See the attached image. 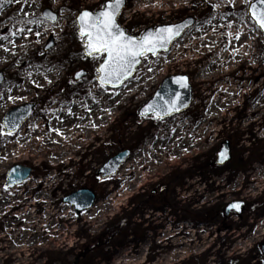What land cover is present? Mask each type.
Segmentation results:
<instances>
[{
	"label": "rangeland",
	"instance_id": "rangeland-1",
	"mask_svg": "<svg viewBox=\"0 0 264 264\" xmlns=\"http://www.w3.org/2000/svg\"><path fill=\"white\" fill-rule=\"evenodd\" d=\"M254 1L127 0L119 22L129 34L140 36L149 28L177 24L189 17L195 18L197 24L169 52L159 57L149 55L132 79L112 89L99 84L97 69L102 60L86 57L77 23L82 11H96L106 0H32L33 16L25 18L23 25L55 28L52 33L59 35V41L49 36L37 37L23 60L14 56L9 59L7 54L0 60V73L5 76L0 87V264H264L260 246L264 242V36L248 13ZM27 2L0 0V38L7 48L14 46L11 42L14 30L4 31L12 17L6 11L1 12V8L13 3L23 7ZM45 9L58 15L57 23L43 17ZM209 29L219 30V34L211 37L219 43L216 47L211 45L213 40L201 38L206 37ZM228 32H232L229 39L225 37L229 36ZM196 34L200 39L195 48L191 50L187 45L188 48L182 49V44L193 40ZM247 36L251 39L246 40ZM241 42L244 44L242 57L232 52L226 63L219 66L216 61L222 53L227 54V48H236L233 44ZM203 44L211 49H205ZM203 52L209 53L203 55ZM53 67H58L60 74L52 89H43L41 96H38L40 92L33 91L29 97L17 91V99H8L23 81L33 85L36 74L41 76ZM81 72L85 75L77 79ZM214 72L219 75L212 79ZM171 75L190 78L194 93L191 108L180 117L174 115L159 122L153 115L143 118L140 109ZM93 93L98 94L105 112L113 111L105 127L98 129L96 136L99 137L93 135L77 152L69 153L64 159L66 164L60 167L52 165L51 155L42 158L36 154L28 138L31 122L36 117L45 118L46 110L68 107L74 96L82 100L84 108L90 109L87 98ZM56 99L60 105H55ZM229 101L231 107L226 108ZM28 104L35 105V109L25 130L6 135L3 127L6 115ZM204 116H211L213 120L202 131L204 143L199 145L194 132ZM180 118L182 123L177 125V133L183 135L177 137V161L158 170L167 175L177 167V174L181 176L177 182V212H192L197 218L180 222L177 228L199 233L205 230L200 213L218 210L220 204L226 207L234 201H245L247 207L241 219H230L234 231L223 237L216 233L205 232L203 237L193 233L195 243H189L183 250L172 248V251L158 252L155 245L166 246L168 236L158 234L157 244H148L146 216L153 210L156 213L173 211L174 198L168 196V203L159 206L162 209L144 207L143 203L150 199L142 196V180L135 192L131 190L132 176L143 177L148 167L124 166L138 154L150 163L149 154L141 152L145 142H153L155 129L163 125L167 127L166 137L173 143L171 124ZM49 126L55 125L49 123ZM86 126L81 127L82 132ZM25 134L26 138H22ZM227 141L233 159L224 166L225 171L213 168L209 175L201 171L206 162L217 160L218 151ZM18 143L23 144L22 153L15 152L10 159L5 147L14 146L18 151ZM127 151L130 157L118 175L102 179L99 171L104 165ZM163 153L164 150L161 154L164 158ZM15 166L31 168L33 173L23 184L6 188L8 173ZM82 189L92 190L98 201L91 211L77 215L64 200ZM112 229L123 232L108 242L109 246L99 247L98 237ZM152 236L155 235L149 234ZM221 238H229L234 244L225 249L220 245ZM154 253L161 256L159 262L150 261Z\"/></svg>",
	"mask_w": 264,
	"mask_h": 264
},
{
	"label": "bare ground",
	"instance_id": "bare-ground-1",
	"mask_svg": "<svg viewBox=\"0 0 264 264\" xmlns=\"http://www.w3.org/2000/svg\"><path fill=\"white\" fill-rule=\"evenodd\" d=\"M59 2H62L63 0H58ZM163 3H168L171 1H176V0H161ZM148 3H150L148 1ZM157 3V1H155ZM35 8V3L32 2V0H28L27 5L23 7H18L15 6V4L7 5L4 8H1L2 11H6L11 14V22L5 27L4 31L7 29L11 28L14 30L13 32H16L17 35L13 36V39L11 42L13 43V47L7 48L5 41H3L0 38V60L2 58V55L7 54V58H12L13 56L17 59L23 60L25 58V55L28 51L33 49V41L37 39V37H52L55 40L59 41V35L57 33H52L55 28L48 27V26H43L42 29H40L38 26L35 25H23V22L25 21V18L29 17L32 18L33 16V10ZM239 27V25H237ZM16 29V30H15ZM20 29H24L23 33L20 32ZM29 29L31 31H29ZM39 33V35H37ZM211 33V35H209ZM232 32H228V34ZM219 34V30H213L209 29L205 35L206 37L203 38V41H210L213 40L211 45L212 47H216L219 45V43L212 39L211 37ZM228 39L231 36H225ZM225 37H221L220 39H223ZM200 37L196 36L193 38V40H188L185 43L182 44V49L188 48L187 45L189 46V49H194L195 45L198 43ZM251 39V36H247L246 40ZM236 46V48L230 46L225 50L227 54L222 53L219 59H217L216 62H218V65H224L226 63V60L229 59L234 53L239 54L240 57H242L241 51L244 50V44L243 42L233 44ZM202 47L209 48L205 44L202 45ZM209 53V52H208ZM208 53L203 52V55H207ZM214 62V63H216ZM144 70H147L144 69ZM210 69L208 70V72ZM41 72V71H40ZM42 73V72H41ZM215 73V72H214ZM211 75V78H217L219 75L218 72L215 73V76ZM59 68L58 67H53L51 71H47L46 73H42L41 76H38L39 74H36L35 77L32 78L34 81V84L31 85H26L25 81L21 79L23 82L21 86L18 87L17 90L13 92L11 97H14V99L18 98L17 97V91L18 93H23L22 95L25 97H29L30 95L33 94V91L35 93L40 92L38 96H41V92L43 89H48V88H53L56 85V81H58L59 78ZM231 95H233L231 93ZM229 99V97L227 98ZM87 101L91 103L90 109H86L83 107L82 100H80L79 97L74 96L73 101H71V104L67 107H63L62 109H57L56 110H46V115L45 118H39L36 117L34 121H32V126H31V132L29 135V142L30 144H34V151L36 154H39L40 157L43 158V156H49L51 155L53 158L52 160V165L56 167H60L66 164L64 162V159L68 156L69 153H74L77 152L79 148L84 146V144L88 143L90 138L94 135L96 136L98 134V129L101 128L103 129L107 123V120L109 116L112 115L113 111H110L108 113L105 112L101 105L99 104V99H98V94H94L91 97L87 98ZM0 102V109H2ZM213 107H217V105L214 104ZM231 107V101L226 104V108ZM256 109V108H255ZM70 110V111H69ZM90 110V111H89ZM214 110H212L213 112ZM209 113V111H208ZM180 117V115H178ZM213 120V117H207L204 116V121L200 123V125L197 127V129L194 132V135L196 139L199 140L198 144L200 145L201 143L203 144L204 142H201L202 139V131L205 129L207 130L208 125L210 121ZM31 123H29L31 125ZM49 123L52 125L54 124L55 126H49ZM179 123H182L181 118L176 119L175 121L172 122L173 126V138L174 141L173 143L170 142V139L167 136V134H164L161 136V134H158L157 137L154 138L153 142L147 141L145 143V146L141 149L142 153H148L150 156V163H147L146 160L140 159L139 154L135 157L133 161H128L124 167H167L168 163L171 162H176L177 161V137L181 138L183 134L177 133V130L175 128ZM86 124L87 129L82 132L81 127ZM149 126V123L147 124ZM163 126V125H161ZM161 126H158L160 128ZM188 129V126L186 127ZM25 130V126L23 127ZM53 129H58L59 131H53ZM186 129V133L187 130ZM22 131V130H21ZM19 131V132H21ZM62 133V135H61ZM184 132V134H186ZM208 135V132L207 134ZM64 139H62V137ZM22 138H26V134L21 136ZM99 136H96V138ZM194 138V137H193ZM194 138V139H195ZM209 138V135L207 136ZM206 138V139H207ZM195 142H197L195 140ZM194 142V145L196 143ZM201 144V145H202ZM23 144L18 143L16 144L18 151L15 150L14 146H11L9 148L5 147L9 154V158L15 154L20 152L21 146ZM197 147V146H195ZM194 147V148H195ZM185 148L183 147V150ZM2 149H0L1 152ZM162 150L165 152L164 158L162 157ZM193 150V148L191 149ZM1 154V153H0ZM182 154V153H181ZM189 234V242L195 243L194 238L190 235V232H187ZM201 237H203V232L198 233ZM185 244V243H184ZM183 244V246H184ZM129 257H126L128 259Z\"/></svg>",
	"mask_w": 264,
	"mask_h": 264
},
{
	"label": "snow or ice",
	"instance_id": "snow-or-ice-1",
	"mask_svg": "<svg viewBox=\"0 0 264 264\" xmlns=\"http://www.w3.org/2000/svg\"><path fill=\"white\" fill-rule=\"evenodd\" d=\"M229 2L231 3L232 0ZM125 7L126 0H106L100 9L96 11L85 10L78 16L79 37L84 43L86 57L102 60L98 68L97 78L101 86L104 87L112 85L113 88H116L124 85L125 81L133 76L142 59H147L149 54L159 57L161 51H167L187 27L186 24H178L160 27L140 36L132 35L119 22ZM250 7L254 23L260 30H264V0H259L258 5L252 4ZM47 19L54 24L57 21V17L52 13L47 14ZM23 31L24 29H20L21 33ZM29 31L31 30L29 29ZM15 35L17 33L12 32V36ZM231 35L229 33V36ZM3 38L7 39V37ZM239 38L240 36L237 35L236 39ZM79 75L84 74L80 73ZM176 83L180 87L187 88L188 77H178ZM8 99L13 100L14 98L9 96ZM180 104L181 96L175 95L173 99L164 100L162 104L149 105L144 114L151 111L155 114L156 119L162 120L165 116L178 112ZM10 126L18 128L19 119L13 116L6 117L3 127L9 128ZM53 131L59 130L53 129ZM225 155L226 152L222 153L221 158L223 159ZM13 171L15 172V169ZM231 207L239 211L241 204L234 203Z\"/></svg>",
	"mask_w": 264,
	"mask_h": 264
},
{
	"label": "flooded vegetation",
	"instance_id": "flooded-vegetation-1",
	"mask_svg": "<svg viewBox=\"0 0 264 264\" xmlns=\"http://www.w3.org/2000/svg\"><path fill=\"white\" fill-rule=\"evenodd\" d=\"M214 166H217L216 161L210 160L208 163L206 162L204 166L200 168L201 171H204L207 175H209L210 171L213 168L224 169V171L226 168L224 166ZM158 170L159 167H148V170L146 171L147 173L143 174V177L137 176V178L135 175H133L131 190L135 192L136 188L139 186V181H143L140 186L143 187L142 196H146V198L150 199V201L143 203L145 204L144 207H156L157 209H162V207L159 206H163L168 203V196L174 198L175 207L173 211L171 210L169 212L156 213L153 210L151 211L150 215L146 216L147 227L145 228V233L146 235H148L146 241L148 244L150 243L151 245H154L153 242L157 244L158 240L160 239V237H158V234H164L165 236H168L166 237L167 245H155L156 250H158V252H163L165 250L168 251L174 248L175 251H181L184 248L188 247L190 243V238L188 237L189 234L187 232H190L191 236L194 232L185 228H177V225L180 222L185 223V221L188 220H197V218L194 217L195 213L192 212H177V182L181 178V176L177 174V167H175V169H173L172 171H169L167 175L160 173ZM195 171L196 168L193 172ZM222 199H224V197H222ZM220 206L218 207V210L200 213L201 215H203V218L200 219V222L204 225L203 229H205L204 231H202V236H204L205 232H207L209 235H213L214 233H216L217 235L221 234L223 237L229 231H234V225H231L230 219L235 217L241 219L245 214V212L241 214H238L235 211L227 212L224 204H220ZM159 216H161V219H159ZM240 228L241 227H239V229ZM107 231L108 233H104L103 235H100L98 237L97 242L99 247L109 246L108 242L114 240L119 236L120 233L123 232V230H121L117 233L116 231H114V229ZM197 233L198 232H195L194 234ZM149 234L155 235L156 237L152 236V238H150ZM177 241H180L178 245L176 243ZM220 241V245L224 246L225 249L230 248L234 244L229 238H221ZM190 245L192 244L190 243ZM160 257V255H156V253H154V255L150 257V261L152 263L159 262L161 260ZM164 259L162 260V262L164 261Z\"/></svg>",
	"mask_w": 264,
	"mask_h": 264
},
{
	"label": "water",
	"instance_id": "water-1",
	"mask_svg": "<svg viewBox=\"0 0 264 264\" xmlns=\"http://www.w3.org/2000/svg\"><path fill=\"white\" fill-rule=\"evenodd\" d=\"M252 4H257L258 5L259 4V0L253 2ZM48 13H52V14H54L57 17V15L55 13H53L51 10L46 9L43 12V16L46 19H47V14ZM249 14L251 16V7L249 8ZM57 21H58V17H57ZM77 22H78V19H77ZM179 24H186L187 27L185 28L183 34L180 37L177 38V40L179 38H181L189 29H191L196 24V20L194 18H188V19L184 20L183 22H181ZM176 25H178V24H176ZM169 26H172V25H169ZM161 27H166V26H161ZM159 28L160 27H158L157 29H159ZM157 29H148L146 32L155 31ZM261 31L264 34V30H261ZM170 47H171V45L169 46V49L167 51L162 50L161 52H168L170 50ZM154 57H157V56H154ZM141 63H142V60H141ZM141 63L139 65H137V68L141 65ZM135 72L133 73V76H134ZM83 74L85 75V73H83ZM84 75H82V76L81 75H77V78L79 79V78L83 77ZM132 77H130L129 79H131ZM178 77H181V75H179V76H171V77H169V78L164 80V82L162 83L160 89L157 91V93L154 95V97L140 110V114L143 117H147V116H149L151 114H154L151 111H149L147 114H144L145 109L149 105H151V104H162L164 100H171V99H173V97L175 95H180L181 96L180 110L178 112H173L170 115L165 116L163 119L168 118V117H170L172 115H175V114L183 113V112H185L186 110H188L190 108V106L192 104V101H193V88H192V86L190 84V80L188 78V87L187 88H183V87H180L176 83V79ZM4 81H5V77H4V75L2 73H0V86L4 83ZM98 81H99V79H98ZM99 83H100V81H99ZM122 86L123 85H121L119 87H116V88H120ZM106 87L113 88L112 85H107ZM34 109H35V105L29 104V105H26V106H23V107L16 108V109L12 110L6 117L13 116V117L18 118L19 119V127L18 128H13V127L10 126L9 128H5L6 133L13 134V133H16V132L20 131L21 128L25 125V123L32 116V113H33ZM4 122H5V120H4ZM225 152H226V155L222 159L221 158V154L225 153ZM128 157H129V153H123V154H119L116 157L112 158L103 167V169L99 172V175H101L103 179H107V178H111V177L116 176L118 174L119 170L121 169L122 164L128 159ZM231 159H232V156H231L230 144H229V142H227L224 145L223 149L221 150V152L219 154L218 164L219 165H224V164L230 162ZM14 169H15V172L13 171ZM31 173H32V169H30V168L23 167V166H15V167H13L9 171L7 183L5 185L6 188H11L13 186L22 184L27 179H29V177L31 176ZM65 202H67L70 205L74 206L75 211H76L77 214H82L84 212L90 211L95 206L96 195L91 190L82 189V190L70 195L65 200ZM233 204L234 203L229 205V207L227 209V212L235 210V209H233L231 207V205H233ZM240 204H241L240 210L239 211L235 210V211H237L239 213H241L243 211L244 206H245L244 203H240ZM262 250H263V255H264V243L262 244Z\"/></svg>",
	"mask_w": 264,
	"mask_h": 264
}]
</instances>
